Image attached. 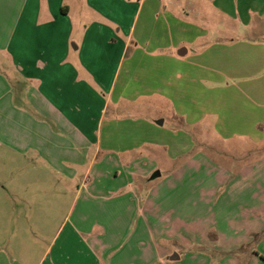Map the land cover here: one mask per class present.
<instances>
[{
  "label": "crops",
  "instance_id": "obj_1",
  "mask_svg": "<svg viewBox=\"0 0 264 264\" xmlns=\"http://www.w3.org/2000/svg\"><path fill=\"white\" fill-rule=\"evenodd\" d=\"M200 2L264 24V0H0L1 196L30 172L41 187L76 183L38 264H242L252 244L246 262L264 264V45L205 48L189 18ZM153 96L182 125L214 119L234 156L259 157L214 163L165 121L122 120V102ZM157 145L192 158L142 197ZM170 192L211 204L212 220L172 210ZM175 241L186 246L172 260Z\"/></svg>",
  "mask_w": 264,
  "mask_h": 264
},
{
  "label": "rangeland",
  "instance_id": "obj_2",
  "mask_svg": "<svg viewBox=\"0 0 264 264\" xmlns=\"http://www.w3.org/2000/svg\"><path fill=\"white\" fill-rule=\"evenodd\" d=\"M198 8L200 13H192L191 16L189 15V18L192 23L195 22L194 24L196 26H200L206 31L202 39V45L205 48L209 49L213 44L233 46L237 43L247 41H256L257 44L264 45V24L260 25L262 27L260 29L259 27L256 28L253 23L245 25L242 21L236 20L233 17L230 20L227 14L207 2H200ZM252 38L253 40H250ZM196 50H200L199 47L195 48L194 52ZM235 58L239 59V56H232L234 65L238 66L239 63ZM239 60L243 62L242 59ZM161 97H141L137 104L126 101L122 102V111L120 113L122 120L131 118L141 123L144 120L156 122L159 120L165 121L163 127L165 130L176 132L184 130L192 139L195 147L194 153L201 152L208 156V160L214 163L219 161L230 166H236V159L240 158L241 161L243 160V162L249 163L259 157V152L255 150V147L252 148V154L248 153L237 157L234 156L233 153L237 152L235 143L225 140L219 134L214 119L208 118L196 125L189 123L185 124L186 126L182 125L178 121L175 115L176 113H173L175 108H173L171 102ZM190 154L192 153L173 158L167 153L166 148L157 145L156 158L152 159L156 164V170L151 174L148 181L141 183L139 192L142 193V197L151 186L155 187V184L167 176L170 170L186 162ZM3 163V158L0 155V166H3ZM205 167L203 168L206 169ZM157 171H160L162 178H153L154 173ZM203 174L207 175V172ZM29 175L30 178L27 183L24 184L21 182V184L23 183V187L11 186L7 196L2 197L0 193V264H38L43 251L48 248L56 231L64 224L65 218L74 206L70 200L76 192L75 182L71 181L67 184L60 185V181H57L56 187H50L49 185H46L47 187H41L37 185V177L35 174L30 172ZM208 178H210L209 173ZM178 189H181V187ZM62 192L65 193L62 194ZM176 192L177 189L174 190V193ZM167 199L168 205L172 210L179 212L181 208L180 212H185L190 214V216H205L210 221L212 220V205L207 206V202L199 204L198 207H194V200H190L189 204L186 203V205H183L184 198H182V192L181 201H179V196L171 192ZM78 207H81V205ZM221 220L224 223L226 222V220ZM205 223L209 224L207 220H205ZM176 242L174 244L173 255H180L181 249L178 246L186 245H181ZM204 247L206 252L212 254L210 247L207 245ZM246 247H242L239 249L240 251L238 250V254L243 259L242 264H249L246 260L250 258L253 249L256 248L254 244L248 248ZM198 250V246L192 245L188 250V254H197Z\"/></svg>",
  "mask_w": 264,
  "mask_h": 264
},
{
  "label": "water",
  "instance_id": "obj_3",
  "mask_svg": "<svg viewBox=\"0 0 264 264\" xmlns=\"http://www.w3.org/2000/svg\"><path fill=\"white\" fill-rule=\"evenodd\" d=\"M160 123L163 124V121H161ZM160 176H161L160 171H157L156 173H154L153 178H157V177H160ZM179 258H180V256L176 254V255H174L172 257V260H176V259H179Z\"/></svg>",
  "mask_w": 264,
  "mask_h": 264
},
{
  "label": "trees",
  "instance_id": "obj_4",
  "mask_svg": "<svg viewBox=\"0 0 264 264\" xmlns=\"http://www.w3.org/2000/svg\"><path fill=\"white\" fill-rule=\"evenodd\" d=\"M263 258H264V256H263Z\"/></svg>",
  "mask_w": 264,
  "mask_h": 264
}]
</instances>
